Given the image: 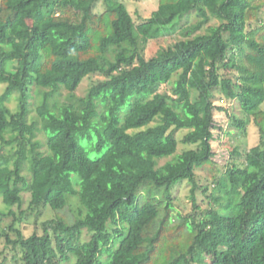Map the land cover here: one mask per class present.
<instances>
[{"label":"trees","instance_id":"1","mask_svg":"<svg viewBox=\"0 0 264 264\" xmlns=\"http://www.w3.org/2000/svg\"><path fill=\"white\" fill-rule=\"evenodd\" d=\"M0 84V264H264V0H158L140 23L122 0H0ZM216 99L259 133L223 166Z\"/></svg>","mask_w":264,"mask_h":264},{"label":"rangeland","instance_id":"2","mask_svg":"<svg viewBox=\"0 0 264 264\" xmlns=\"http://www.w3.org/2000/svg\"><path fill=\"white\" fill-rule=\"evenodd\" d=\"M124 4L126 5L130 15L132 16L135 23L143 22L145 19H147L152 11H154L157 8L158 0H122ZM102 3L98 2L96 6L97 11L103 10ZM190 20L193 21L195 19L194 15H190ZM178 36V35H177ZM174 37H163L160 39H157L155 41H150L149 44L146 46L144 50V57L148 58L152 54H154L158 48L162 46L168 45L170 42L174 40ZM98 78H102L101 75H89V77H86L83 79L81 84L76 90V93L80 96L84 95L86 91L88 90L89 86L93 81H95ZM161 88L163 90L169 91V88L166 85H162ZM5 84H0V94L4 91ZM66 91H62V96L65 94ZM60 95V98H62ZM39 95L34 94L32 104L35 106L38 104ZM214 103L221 105L225 110L221 111H214V118L216 122L219 124L221 129H214L213 130V137L210 140L212 151L214 153L213 159L220 165L223 166L228 158H229V152L232 150L233 147H237L239 150H243L244 148H248L251 146H254L258 144L259 142V133L257 130V127L254 125V123L251 121L247 125V133L246 136H243L241 134H236V130L233 126H230L229 119H228V113H231V111H234L238 115L241 116L240 111L238 108H234L233 105L235 102L233 100L230 101H219L214 100ZM8 106L10 109H15L16 106V100L13 98L10 103H8ZM261 108L264 110V103L262 104ZM30 115H35L36 112L34 109L30 110ZM229 132V133H227ZM181 136V133L179 134ZM43 134L38 132L37 138H39L41 141ZM8 149V148H4ZM89 156L92 158H95L98 152L95 149H88ZM189 187L190 184L187 182H182L174 189V197L176 201V207L180 211H182L183 214H187L191 211V202L190 199L186 198V196L189 193ZM27 193L23 194L24 200L21 204L20 208L18 206H13L12 209L15 210L17 213H19L22 209L26 210L28 205V197L26 196ZM197 199L198 203L200 204L202 200H206L205 196L201 192H197ZM204 206V204H203ZM0 208H3L1 199H0ZM50 215V212L46 211L43 215H40V217L35 218L32 214L27 213L26 214V220L22 222V224L19 226L20 229H22L24 226H26L25 229H23V233L25 236L30 235L35 229L40 232V228H38L39 223L47 218ZM10 218L7 217L4 219V222H7ZM35 221V222H34ZM4 225V223H2ZM37 225V228H36ZM3 250H6L5 256L7 259H11L13 256V252L9 249H4V241L0 240V259L3 258ZM3 264H13L10 261H6Z\"/></svg>","mask_w":264,"mask_h":264}]
</instances>
